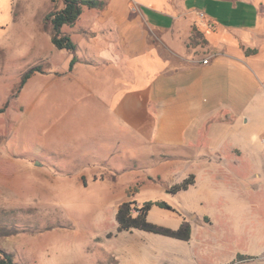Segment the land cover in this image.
Returning a JSON list of instances; mask_svg holds the SVG:
<instances>
[{
    "label": "crops",
    "instance_id": "0c3cea01",
    "mask_svg": "<svg viewBox=\"0 0 264 264\" xmlns=\"http://www.w3.org/2000/svg\"><path fill=\"white\" fill-rule=\"evenodd\" d=\"M57 1L61 0H48L40 25H25L31 42L24 49L21 43L15 44L18 52L5 39L8 25H0V38L4 37L0 74L17 55L22 58L33 52L30 62L15 75L41 67L13 93L0 85V142L10 138V103L22 115L35 105L17 101L29 83L38 81L42 90L51 83L67 84V91L51 98L50 110L68 106L100 116V120H85L84 127L95 129L91 135L82 141L72 137V148L84 163L63 161L70 154L37 139L42 152L31 156L28 169L64 173L68 181L84 187L105 184L107 190L100 199L115 212L121 203L138 197L137 179H160L159 171H166L170 184L162 187L165 196L144 200L163 201L172 194L168 192L172 185L191 176L193 183L187 189L172 194L182 207L181 212L173 211L177 225L199 219L212 224L217 217L233 222L234 228L240 223L237 232L252 247L242 255H260L264 251V4L254 7V0H98L101 7L82 6L75 23L61 27L76 44L71 54L54 46L50 26L43 22L48 12L62 7H55ZM4 4L14 14L21 11L16 0ZM198 12L204 13L203 20ZM45 29L50 42L43 52L36 46L39 32ZM73 55L76 62L68 70ZM64 62L66 67L58 68ZM0 153L3 161L10 160L8 152ZM126 176L127 181L121 182ZM169 215L154 205L146 219L159 223ZM254 223H259L257 229ZM190 226L189 248L171 247L181 254L183 264H197L201 256L192 245L199 240ZM142 237L145 247L132 253L130 264H157L156 259H148L146 247L155 239ZM161 264L172 263L164 257Z\"/></svg>",
    "mask_w": 264,
    "mask_h": 264
},
{
    "label": "rangeland",
    "instance_id": "374dc122",
    "mask_svg": "<svg viewBox=\"0 0 264 264\" xmlns=\"http://www.w3.org/2000/svg\"><path fill=\"white\" fill-rule=\"evenodd\" d=\"M7 1L9 3V0H0V25H8L5 39L10 41L14 52H18L19 47L14 48L15 44L21 43L20 48L24 49L31 42V31L25 25H40L41 16L47 10L49 2L16 0L21 11L14 14L10 12V6L4 4ZM254 1V7L264 4V0ZM61 5V1H57L55 7ZM39 33L41 36L37 38L40 41L36 48L46 52V44L50 42L49 31L45 29ZM3 39L4 37L0 38V45ZM33 55L34 52L22 58L17 55L16 59L13 58L6 64L0 74L3 90L7 92L11 89L12 93L18 90L20 77L15 75V71L22 68L26 61L30 62ZM66 64L61 63L58 68H65ZM67 88L64 83L62 87L51 83L42 90L40 83L34 80L21 92L17 100L27 106L34 103V107L22 115L17 111L16 104L11 102L7 110L11 122L10 126L5 127H11V133L5 144L0 142V152H8L10 160L6 162L0 157V249L12 255L14 264H119L121 261L130 264L133 261L132 253L137 254L145 247L146 242L142 236L147 235L155 239L146 245L150 261L156 259L157 264H161L162 259L167 257L172 264H183L181 254L171 247L177 245L180 247L179 251L181 247L188 249L189 244L185 240L139 229L118 230L116 212L112 206L100 199L105 196V184L101 186L96 183L84 187L83 184L68 181L64 173L32 171L26 167L27 161H32L31 156L42 152L35 144L37 139H41L42 143H53L55 148L70 154V159L62 158L63 161H74L77 165H83L84 159L76 155L72 148V137L81 138L82 141L83 137L91 135L95 129L92 126L84 127L85 120H100V116L91 110L86 113L83 108L69 109L68 106L50 110L51 98L59 96ZM7 121L8 119L5 123ZM51 125L53 126L50 127ZM2 130L1 120L0 137ZM117 165L122 167V163ZM159 172L160 179L156 176L146 182L137 179L134 186L139 191L138 197L131 201L133 205L140 207L144 200L165 196L162 187L170 183L164 176L166 171ZM125 181L127 176L121 178V182ZM138 198H143V201H138ZM165 198L161 200L170 206V209L165 210L171 215L152 224L175 230L179 226L172 215L181 212L182 207L177 197L172 194ZM187 221L192 224L199 240V243L193 242L192 245L201 251V256L194 263L264 264V251L260 255L251 256L256 260H237L239 255L252 249L249 239L237 232L241 230L240 223H236L234 228L233 222L228 223L221 217H217L212 224L203 219ZM254 224L257 229L259 223ZM211 233L213 238L206 239ZM261 245H264V237L261 238ZM110 252V255L105 254Z\"/></svg>",
    "mask_w": 264,
    "mask_h": 264
},
{
    "label": "trees",
    "instance_id": "16d2710c",
    "mask_svg": "<svg viewBox=\"0 0 264 264\" xmlns=\"http://www.w3.org/2000/svg\"><path fill=\"white\" fill-rule=\"evenodd\" d=\"M62 7L48 12L43 19L44 24L50 26V39L54 46L58 49H63L71 54L76 50V44L71 38L61 32L63 25H72L77 20L81 7H101L102 2L98 0H61ZM76 57L73 55L68 66L71 70ZM41 72L40 66H33L27 69L20 77L18 90L23 86L25 81L34 73ZM193 183L192 177L184 179L182 182L172 185L168 192L174 194L180 190L187 189ZM158 206L165 209H170V206L164 201H145L140 207L133 205L132 202L121 203L115 214L118 230L130 231L132 229L144 230L152 233L161 234L179 240L187 241L190 238L191 226L188 221L183 220L179 227L175 230L163 228L150 223L146 219V214L152 206ZM253 257L239 255L238 261L251 260ZM0 264H14L12 255L3 249H0Z\"/></svg>",
    "mask_w": 264,
    "mask_h": 264
},
{
    "label": "built area",
    "instance_id": "2783aa9c",
    "mask_svg": "<svg viewBox=\"0 0 264 264\" xmlns=\"http://www.w3.org/2000/svg\"><path fill=\"white\" fill-rule=\"evenodd\" d=\"M198 17L200 18V20L204 19V13L203 12H198ZM204 63L206 62V60L203 61ZM262 141L264 142V135L262 137Z\"/></svg>",
    "mask_w": 264,
    "mask_h": 264
}]
</instances>
